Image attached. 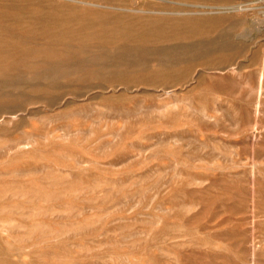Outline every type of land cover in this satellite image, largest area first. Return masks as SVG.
<instances>
[{"label": "rangeland", "instance_id": "obj_1", "mask_svg": "<svg viewBox=\"0 0 264 264\" xmlns=\"http://www.w3.org/2000/svg\"><path fill=\"white\" fill-rule=\"evenodd\" d=\"M0 264H264V0H0Z\"/></svg>", "mask_w": 264, "mask_h": 264}]
</instances>
